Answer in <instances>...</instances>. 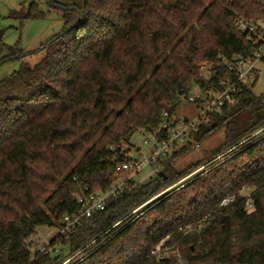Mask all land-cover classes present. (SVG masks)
<instances>
[{"label": "trees", "instance_id": "obj_1", "mask_svg": "<svg viewBox=\"0 0 264 264\" xmlns=\"http://www.w3.org/2000/svg\"><path fill=\"white\" fill-rule=\"evenodd\" d=\"M43 1L62 12L61 33L32 67L0 79V264H62L74 255L76 264H174L151 254L165 237L167 246L179 241L185 264H264V130L138 218L123 220L188 171L167 163L163 175L62 241L58 255L31 254L26 243L37 227L78 213L74 195L111 185L135 133L155 132L164 113L177 117L194 86L216 88L227 75L217 56L251 57L257 47L235 23L264 14V0H82L80 8ZM42 16L36 3L10 14L21 22ZM25 56L0 41V64ZM204 62L208 79L200 77ZM254 86L200 126L201 140L224 128L213 159L264 127ZM246 186L250 211L239 195ZM203 218L193 239L179 231Z\"/></svg>", "mask_w": 264, "mask_h": 264}, {"label": "built area", "instance_id": "obj_2", "mask_svg": "<svg viewBox=\"0 0 264 264\" xmlns=\"http://www.w3.org/2000/svg\"><path fill=\"white\" fill-rule=\"evenodd\" d=\"M235 26L253 46L257 47L252 52L251 57L242 59L234 56L231 59H226L220 55L217 56L216 61L225 66L227 75L218 82L216 88H201L199 86L191 88L187 100L194 107V114L191 118L175 117L170 120L168 114L164 113L162 122L155 132L139 130L138 132H144L149 136L143 142L146 149L144 147L132 148L121 161L116 162L114 180L106 190L93 193L85 189L73 196L80 210L76 214L62 217L57 229V237H59L60 242L67 241L90 220L105 211L110 204L163 174L166 164L171 161L173 155L197 147L203 137L200 134V126L208 124L211 116L220 114L223 107H233L238 104L243 89L250 88L257 82L256 65L264 61V14L262 19L255 23L246 19H238ZM206 67L208 69L205 79H208L211 67L208 62L200 65L199 72L201 73ZM262 130L264 127L232 149L216 157L207 166L215 161L219 162L221 158L252 139ZM146 168L150 169L148 173L143 172ZM170 188L162 193L167 192ZM149 203L150 201L145 202L129 213L128 216L139 212ZM145 210L147 209H144L141 214ZM166 239L168 237H165L164 240ZM164 244H158L151 253L157 261L164 259V257L155 254L157 251L166 248Z\"/></svg>", "mask_w": 264, "mask_h": 264}, {"label": "rangeland", "instance_id": "obj_3", "mask_svg": "<svg viewBox=\"0 0 264 264\" xmlns=\"http://www.w3.org/2000/svg\"><path fill=\"white\" fill-rule=\"evenodd\" d=\"M57 3L64 6H76L81 7L82 0H55ZM172 0H161L165 5L170 3ZM32 3H36L39 6V9L43 12V16L37 19L19 21L17 19H12L10 14L14 11H22L27 13L29 6ZM63 19L62 12L58 9L49 7V5L43 0H0V41L11 48H19L22 50L23 54L27 55L21 59H12L0 64V79H5L9 77L13 72L18 70L20 65H25L32 67L36 62H38L43 53L39 51L42 45L49 43L57 35H59L63 28ZM8 52L4 51L2 55H7ZM206 63V62H205ZM207 69L201 71L200 76L204 79L207 76ZM206 70V71H205ZM256 72L258 75L257 82L252 89V93L255 97L261 98L264 104V61L259 62L256 65ZM194 107L182 99L181 105L176 109L177 117L179 118H191L194 114ZM146 138H149L144 132H137L130 139L131 148L144 147L143 142ZM260 139V138H259ZM224 142V128H219L206 138L202 139L198 146L189 150H185L178 154L175 158L171 159L168 163L170 166L179 173H183L178 179H176L169 187L170 190L162 193L164 190H160L154 197L149 199L150 203L139 212H136L134 215L126 216L123 220L128 217L134 219L138 218L144 209H149V206H153L158 203L160 200L168 197V195L179 191L181 192L182 188L188 185L190 182L201 177L204 173H207L209 166H207L214 159L212 158L215 150L222 145ZM129 148V146H125ZM146 149V148H145ZM212 158V159H211ZM211 159V160H210ZM218 161L213 162L212 164ZM201 163L204 164L198 169L189 170L192 165ZM150 169H144V173H148ZM168 187V188H169ZM252 187H243L239 191L241 197L247 199L246 210L250 211L252 209L249 195L252 192ZM232 201V197H227L222 201V206L228 204ZM121 220V222L123 221ZM203 221H207L206 218H203L202 221L198 223L190 224L184 228H180V232L185 231L184 236H188V239H193L195 235L199 233V225L203 224ZM59 226L47 227L39 226L35 229V233L27 240V247L30 250L32 255L39 254L40 257L48 254L58 255L60 251V242L59 237H57V229ZM123 228V227H121ZM165 239V238H164ZM162 240L160 243H165L166 248L157 251L155 254L168 259L172 257L174 259V264H185L183 255L180 252L179 241L175 242L173 246H167L170 238ZM54 241V245L51 246V242ZM164 241V242H163ZM159 243V244H160ZM154 250V249H153ZM152 250V251H153ZM67 249H63V254L67 255ZM74 256L68 257L65 256L62 264H76L73 260Z\"/></svg>", "mask_w": 264, "mask_h": 264}, {"label": "water", "instance_id": "obj_4", "mask_svg": "<svg viewBox=\"0 0 264 264\" xmlns=\"http://www.w3.org/2000/svg\"><path fill=\"white\" fill-rule=\"evenodd\" d=\"M161 175H163V174H161Z\"/></svg>", "mask_w": 264, "mask_h": 264}, {"label": "crops", "instance_id": "obj_5", "mask_svg": "<svg viewBox=\"0 0 264 264\" xmlns=\"http://www.w3.org/2000/svg\"><path fill=\"white\" fill-rule=\"evenodd\" d=\"M194 111V110H193Z\"/></svg>", "mask_w": 264, "mask_h": 264}]
</instances>
